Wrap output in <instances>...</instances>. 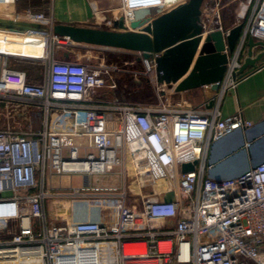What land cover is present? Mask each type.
<instances>
[{"label": "built area", "instance_id": "built-area-1", "mask_svg": "<svg viewBox=\"0 0 264 264\" xmlns=\"http://www.w3.org/2000/svg\"><path fill=\"white\" fill-rule=\"evenodd\" d=\"M18 1L0 0V5ZM120 1L119 14L131 29V22L145 19L140 12L149 13L151 21L188 0ZM225 7L224 0H204L202 5L203 37L221 31L226 38L234 26L243 27L234 50L226 49L228 63L217 93L199 106L171 104L165 84L157 81L155 62L142 56L144 68L133 76L154 85L158 106L119 98L89 105L100 89L117 88L112 71L121 68L58 60L53 47L75 42L53 34L52 18L32 9L8 13L14 20L48 25L50 32L0 29V43L13 36H42L38 57L47 65L45 81L30 83L26 72L4 63L2 111L9 101L17 103L12 112L25 113L30 104L46 112L59 108L73 114L74 126L35 133L0 128V264H264V162L233 179L208 175L212 144L255 125L242 110L224 117L221 106L242 79L238 72L248 38L264 42V0L241 2L232 24L226 22ZM105 111L118 114L116 128L104 127ZM96 118L98 126L93 125ZM77 138L88 143H77ZM194 161L195 169L183 173L182 164ZM46 168L52 175L97 176L120 168L119 174L132 177L135 185L131 192L126 185L63 188L74 199L108 210L104 216L113 220L52 222L44 209L49 194L43 187L32 192L40 185L38 173L45 174ZM169 192L175 194L171 202L164 199Z\"/></svg>", "mask_w": 264, "mask_h": 264}, {"label": "crops", "instance_id": "crops-1", "mask_svg": "<svg viewBox=\"0 0 264 264\" xmlns=\"http://www.w3.org/2000/svg\"><path fill=\"white\" fill-rule=\"evenodd\" d=\"M101 4L104 6L100 7ZM120 4V0H19L14 5H0V19H11L12 17L8 16L9 12L32 9L37 12H44L53 19L54 24L64 23L76 26L111 29L107 28V26L113 24L114 19L109 16L116 11L119 12L118 9ZM96 9L99 10L98 14H94ZM138 16H141V12ZM42 27L44 28L42 32H50V27L48 25L42 24ZM0 29L3 28L0 27ZM34 38H37L40 44H44L42 36H34ZM18 39L17 36H13V39L8 40L7 38L5 39L6 41L0 43V68H2L6 62V66L9 69L26 72L27 80L30 83H43L47 76V65L45 61L38 56L22 54L16 45L17 41L20 40ZM22 40L28 41L29 44L31 38H22ZM258 41L259 40H255V42ZM122 51L126 50L74 43L71 45L54 46L53 56L58 60L114 69L118 64L116 60H112L109 55ZM248 51L249 46L247 44L243 62L248 56ZM263 51L264 47L256 46L253 48V56L256 57ZM136 60V62L141 61L140 56H138ZM21 61H27V64H19ZM124 65L132 66L134 64L133 62L125 61ZM121 70V72L112 71V76L118 78V76H132L134 73L133 70ZM132 78H134L133 81L139 80V78H135L134 76H132ZM147 82L148 84L150 83L149 80ZM117 89L118 84L115 89H100L98 94L95 97H91L87 104H109L113 99L118 98L116 95ZM124 90L127 91V89ZM165 92L170 103L169 95L173 94L174 97H177V102L175 100L173 105L185 101L188 105L199 106L207 98L205 88H201L198 93H194L193 90L180 93L170 90H165ZM127 103H141L142 106L156 107L160 103V98L156 97V100L148 103L137 101H130ZM221 109L224 117L236 114L239 110H242L244 117L255 124L264 120V58L261 59L258 70L242 78L237 88L224 96ZM102 119L104 121V127L116 128V126L119 125L120 119L115 112L105 111ZM93 125H100L97 118L93 122ZM7 126H10L17 132L35 133L41 130L58 132L71 129L74 126V117L72 113L65 112L59 108H52L46 112L42 106L30 104L28 111L25 113L20 111L16 112L15 116L13 112L9 114L4 111L0 112V128H5ZM76 142L86 144L88 140L87 138H77ZM83 150L84 149H82V154H84ZM119 169L120 168H116L113 173L108 175L97 176L81 174L52 175L51 170L46 168L45 174H42V172L38 173L40 185L38 188L32 190V192L39 193L43 187L49 194L44 199V209L49 221L61 222L63 218L69 222L86 220L111 221L113 220L112 218H106L104 216L105 213H109L108 210L96 208L90 206L86 202L74 199L69 195V191L63 188L81 187L87 184L90 186L126 185L129 192H131L135 185L134 180L129 176L124 179L123 176L119 174ZM75 176L79 178L78 184L75 182ZM128 203H133L132 195Z\"/></svg>", "mask_w": 264, "mask_h": 264}, {"label": "water", "instance_id": "water-1", "mask_svg": "<svg viewBox=\"0 0 264 264\" xmlns=\"http://www.w3.org/2000/svg\"><path fill=\"white\" fill-rule=\"evenodd\" d=\"M204 0H188L172 10L152 19L131 22L129 29L122 16L114 20L115 29L54 24L52 32L59 37L107 48L139 52L156 65L157 81L165 84V90L176 93L196 88H205L206 96L217 93L227 63L241 35L242 25L234 26L226 38L221 31L202 36L201 14ZM0 27L23 33L43 31L42 24L14 19H0ZM248 56L242 63L239 74L242 78L259 69L264 51L256 57L253 48L264 47L263 41L248 38ZM212 101H210L211 106ZM264 143V120L246 130L239 129L212 144L209 155L208 175L214 179H233L249 172L264 162V155L258 156ZM262 154V153H261ZM197 161L183 163L182 172L195 169ZM174 192L164 199L174 200Z\"/></svg>", "mask_w": 264, "mask_h": 264}, {"label": "rangeland", "instance_id": "rangeland-1", "mask_svg": "<svg viewBox=\"0 0 264 264\" xmlns=\"http://www.w3.org/2000/svg\"><path fill=\"white\" fill-rule=\"evenodd\" d=\"M243 1H246V0H224V2L226 3V7H225L226 16L228 17L227 21H226L227 24L233 23V21L236 18V13H237L238 9L240 8V4ZM103 6L104 5L101 4L100 7H103ZM119 16H120L119 12L116 11V12L110 14L109 17L116 20ZM148 16H149V13L144 12L141 14L140 17H145L144 20H147V19H149ZM107 28L115 29L113 24H110L109 26H107ZM138 56H140V58H141L142 55L138 54V52H134V51H122V52H117V53L109 55V57L112 60H114V61L116 60V63L118 64V66H117L118 68L133 70L134 72L135 71H141L144 68L142 61L136 62L137 61L136 59L138 58ZM125 61L133 62L134 65H132V66L131 65H124ZM19 64H27V61H21V62H19ZM130 76H124V77L118 76V78H117L118 89H117L116 95L120 100L125 101V102L137 101V102H146V103L153 102L154 100H156V97H158V95L156 93L155 87L151 82L148 84V82H147L148 79H145L144 77H142V78H139V80H137V81H133V79H134V78H132L133 75L131 77ZM137 82H139V83H137ZM201 88L202 87L193 89V92L198 93L201 90ZM124 89H127V91H125ZM169 96H170L171 103L174 104L177 97H174L173 94L169 95ZM176 102H177V100H176ZM16 105H17V103H15L13 101H9L8 106L4 110L8 109L10 111V113H12V110L15 109ZM2 109L3 108L0 107V112L2 111ZM16 112H17V109L15 110V112H13L14 116L16 115ZM4 116H6V115H4ZM263 148H264V143H262L260 145V150ZM257 154H258V156L263 155V154H261V152H259ZM78 180H79V178H77L75 176V182L77 184L79 182ZM19 194H22V193L19 192Z\"/></svg>", "mask_w": 264, "mask_h": 264}, {"label": "bare ground", "instance_id": "bare-ground-1", "mask_svg": "<svg viewBox=\"0 0 264 264\" xmlns=\"http://www.w3.org/2000/svg\"><path fill=\"white\" fill-rule=\"evenodd\" d=\"M20 39V40H19ZM17 41V48L22 52L24 55H32V56H39L42 52L43 44H40L37 41V38L31 37V41L28 44V41L22 40L19 38ZM260 152L264 155V148L260 150ZM35 264H42L39 262H34Z\"/></svg>", "mask_w": 264, "mask_h": 264}]
</instances>
